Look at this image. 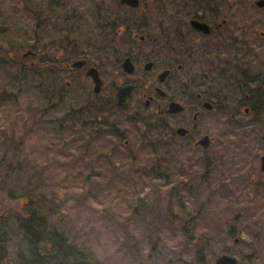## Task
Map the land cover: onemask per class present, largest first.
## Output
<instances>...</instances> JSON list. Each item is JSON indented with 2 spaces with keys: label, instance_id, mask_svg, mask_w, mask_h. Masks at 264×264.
I'll return each instance as SVG.
<instances>
[{
  "label": "trees",
  "instance_id": "trees-1",
  "mask_svg": "<svg viewBox=\"0 0 264 264\" xmlns=\"http://www.w3.org/2000/svg\"><path fill=\"white\" fill-rule=\"evenodd\" d=\"M65 3V0H0V45L6 42L9 48L15 46L18 49L14 53L15 61H11L8 56L10 50H3L0 54V108L21 105L19 97L26 85L39 90L43 101L40 103V100L34 99L32 114L21 119L23 137L16 139L15 128L10 130L9 136L3 134V140L0 137V144L7 146L0 155V168L13 164L12 159L6 155L9 147L15 146L16 141L22 142L34 129L43 128L42 123L46 133L51 135L46 134V148H40L35 154L34 166H38V169L41 165L45 168L54 166L53 169L56 170L58 159L55 160V157L64 162L63 168L60 167L55 174V180L59 184L53 185L61 193L57 192L58 196L52 192L50 197L42 192L47 184L44 181L47 175H43V171H37L29 180H24L20 177L22 165L17 163L19 166L14 172L17 175L14 189L24 199V203L19 212L5 211L0 214V264H106L83 243L71 238L59 225L50 224V216L57 211L61 194L67 193L69 189H77L89 197L87 200L93 201L90 198V186L95 179L110 178L115 184L111 187L112 192L114 188L117 190L116 186L129 187L134 175L132 170L136 165L142 170L146 186L136 189L137 195L132 189V201L128 203L126 210L132 211L134 208L149 215L150 208L146 201L150 197V190L157 188L160 191L163 189L162 192L168 191L167 197L163 198L167 204L165 218L173 223L174 218L182 222L178 223L181 224L179 228L182 242L172 245L173 254L176 255L173 263L212 264L210 257L215 254L212 244L217 238L204 228L197 234V219L206 217L210 212L216 213L221 222H226L229 214L232 217L234 211L231 208L235 205L229 201L224 204L216 203L215 206L211 195H206L203 201L195 205L198 199L196 196H184L185 187L180 174L175 173L172 180L168 179L167 174L171 171L169 163L176 151L172 144L173 128L169 123L170 117L162 113L154 122L147 121L143 132H136L134 136L129 133L128 139L132 146H124L121 135L109 130L105 124V101L89 98L80 86L69 90L65 83L69 80L74 86L78 84V80L83 79L80 71L69 70L66 66L79 58L86 59L88 64H94L103 73L108 66L118 70V59L128 54V48L134 45L132 40L137 42L133 34L141 32L144 24L139 22L132 10L121 5L119 0L94 1L89 15L77 13L76 7H73L70 13L65 12L61 20L55 22L54 11L65 8ZM19 10L31 13L34 23L26 34L14 33ZM161 32L162 42L168 45L169 31ZM29 49L34 55L23 58L20 51ZM256 84L258 91L252 100L246 102L237 100L239 87L234 86L232 77L226 81L216 78L215 82L211 80L202 88L214 99L215 110L224 112L222 109H226L230 114L229 119L234 118V109L238 114L244 115L245 119H242L239 126L240 131L247 130L251 125L264 131V80L260 78ZM68 99L71 102L61 116L53 121L44 119L51 108L59 107ZM222 102L226 104L224 108L220 106ZM233 105L234 109L231 108ZM245 106L249 109L248 114H244L242 110ZM121 126L132 130L136 123L127 121ZM0 129L4 133L3 127ZM119 144L123 147L119 148ZM179 144L181 147L182 143ZM80 157L84 161L90 160L91 163H77L75 159ZM94 166L98 169L104 168L106 172L94 170ZM118 167L131 169V177L125 180L122 187L116 182L120 174ZM137 171L140 172V169ZM61 180L64 182H60ZM123 190L130 191L126 188ZM82 196L84 198V194ZM173 207L178 208L177 213H174ZM234 221L236 220L232 222ZM233 228L234 225L228 228V237L236 232ZM13 236L19 242L16 248L11 249L9 245ZM157 251L160 254L151 253L149 257L146 256V261L144 258L138 264H168L164 263V254L158 248ZM238 258V264H244L243 257Z\"/></svg>",
  "mask_w": 264,
  "mask_h": 264
},
{
  "label": "rangeland",
  "instance_id": "rangeland-1",
  "mask_svg": "<svg viewBox=\"0 0 264 264\" xmlns=\"http://www.w3.org/2000/svg\"><path fill=\"white\" fill-rule=\"evenodd\" d=\"M65 1H67L64 4L66 5L65 8L62 10L56 9L53 13L55 22L61 20L65 12L70 13L73 7H76L77 13L89 15L90 9L94 5L93 2H96V0H93V2L92 0ZM17 13L19 18L16 20L14 33L26 34L30 32L34 25L30 16L31 13L20 10ZM150 19L151 21H158L157 18L151 17ZM150 19L143 17L139 20L142 24H145L147 23L146 20ZM169 24L170 22L160 24V27ZM0 46L2 48H0V54L3 50H10L8 56L11 57V61H15L14 53L18 49L14 48L15 46L9 48L10 46L6 42ZM25 51L21 50L20 54ZM257 63V72L264 73V45L261 44L258 47ZM106 69L108 70V68ZM208 70L203 69V71H207L206 74L211 78L218 74V71ZM111 78H115L112 73L104 75L106 82ZM77 82L83 93H87L88 87L92 89L91 81L81 78ZM22 93L19 97L21 105L9 106L5 109L0 108V127L4 129V133L0 132L2 140L3 134L6 137L9 136L10 130L14 128L15 137L18 140L23 132L21 119L32 114V107L35 104L34 99L43 103L39 90L33 86L26 85ZM105 98L106 88L98 96V99H102L101 101H104ZM70 102L71 100L68 99L59 107L51 108L44 119L48 121L56 120L68 108ZM224 105L226 104L222 102L220 106L224 108ZM234 107V105L231 106L233 109ZM222 111L224 112L214 109L211 112H203L204 114H200L196 121L190 119V122L193 121L196 124L190 137L186 139L177 136L172 140V142L177 143V149L179 150L174 152L172 161L169 163L171 174L168 172V179L172 180L175 173L180 174L182 185L185 187L184 196H196L198 199H196L195 205L203 201L206 195H211V200L215 203V206L216 203L224 204L229 201L232 202V205H235L231 208L234 211L232 217L229 214L226 222H221L216 213L210 212L206 217L203 216L202 219H197L195 225L198 228L197 234H200L203 231L202 228H204L217 238L216 242L212 244L215 253L210 257L212 264L216 256L221 253L234 255L238 260V257H243L242 262L244 264H264V171L261 170L260 162L261 156H264V131L256 129L255 125L253 127L251 125L250 128L242 132L239 130V126L242 119H245L244 115L238 114L237 110L234 109V118L229 119V112L226 109H222ZM186 118V112L178 114L176 126L178 127L181 121L185 122ZM169 123L174 128L173 118H170ZM42 125L43 128L34 129L22 142L16 141V145L10 146L6 152L7 158H11L13 164L0 168V214L5 211L19 212L24 203V199L19 197V193L14 189L17 179L14 172L20 164L22 165L20 177H23L24 180H29V177L36 174L37 171H43V175H47L44 177L47 184L42 189L45 195L50 197L52 192L55 195L57 192L61 193L53 185L59 184L55 180V174L60 167L63 168L62 164L64 162L55 157V160L58 159L57 164H55L58 167L56 170L53 169L54 166L45 168L41 165L39 169L38 166H34L36 163L34 160L35 154L40 148H46V134L51 135V133H46L44 124L42 123ZM204 134L212 138V143L206 151L200 147L195 148L192 146L197 138ZM183 139L185 140L182 141ZM179 142L184 144L185 147H179ZM188 142L189 146H186L185 143ZM3 148H7L6 144H0V155L4 152ZM182 153L188 159L183 157ZM63 154L68 155V153ZM75 160L77 163H83L84 161L81 157ZM58 162L60 163L58 164ZM85 162L91 163L90 160ZM94 163L96 165V162ZM93 168L97 171L100 170L102 173L106 172L104 168L98 169L95 166ZM118 169L120 174L116 182L122 187L126 183L125 180L131 177V169L122 167H118ZM137 169H140V172ZM132 172L135 176H132L133 180L129 182V187L119 188L116 186L117 190L114 188L115 191L113 190V192L111 187L115 184L110 178L91 181L90 198L94 199L91 202L87 200L89 197L85 193L77 189H69L67 193L61 194L58 209L52 212L53 214L50 216V224L59 225L71 238L83 243L98 259L106 264H138L144 258L146 261L151 253L160 254L157 248L165 256L164 263L174 264L173 257L176 255L173 254L172 245H179L182 242V233L179 228L181 224H178L182 222L174 218L175 222L173 223V221L165 218L167 204L163 198L167 197L168 191L162 192L163 189L160 191L157 188L150 190V197L146 201L150 208L149 215L144 214L143 211L138 212L134 208L132 211L126 210L128 203L132 201V189L136 192V189L145 185L141 168L136 167L135 169L134 167ZM60 182L64 181L61 180ZM123 188L130 189V191L126 192ZM57 195L59 196V194ZM248 201H251V203ZM137 202L141 203V201ZM173 211L177 213L178 208L173 207ZM171 218L173 220V215H171ZM233 220L236 221L232 222ZM250 221L252 224H250ZM233 225L236 232L228 237V228L233 227ZM12 238L13 241L10 242L9 246L14 249L18 245L19 239L15 236Z\"/></svg>",
  "mask_w": 264,
  "mask_h": 264
},
{
  "label": "flooded vegetation",
  "instance_id": "flooded-vegetation-1",
  "mask_svg": "<svg viewBox=\"0 0 264 264\" xmlns=\"http://www.w3.org/2000/svg\"><path fill=\"white\" fill-rule=\"evenodd\" d=\"M259 1L261 0H139L137 9H129L134 10V16L138 20L153 17L158 21L146 20L147 23L141 26L143 30L133 34L137 42L132 40L134 45L128 48V54L118 59V70L108 66V70L103 73L94 64L87 62L86 66H95L100 72L103 81L101 92L106 88L105 124L109 130L121 135L124 146L131 145L129 133L134 136V133L142 132L140 127L147 124V121L154 122L162 113H166L170 101L183 105L184 110L180 113L186 112L187 118L179 124L187 128V134L183 138H189L196 127L193 121L203 112L212 110L205 107L204 102H210L214 106V99L202 87L207 86L211 80L215 82L216 78L226 81L232 77L234 86L239 87L237 100H252L258 91V79L264 80V73L257 72L258 47L259 44L264 45V4L259 5ZM192 21L206 24L208 32L194 28ZM168 22V26L160 27V24ZM161 30L171 32L168 45L162 42ZM161 55L164 58L161 59ZM127 57L134 65V72L131 74L122 69V63ZM149 62L150 68L145 69ZM203 69L218 71V74L211 78ZM165 70H169V73L164 81L159 82L157 76ZM111 73L115 78L106 82L104 75ZM83 80L91 81L89 78ZM72 84L66 81L69 90L73 89ZM118 85L137 87L124 106L117 103ZM157 88H161L164 95H160ZM91 92L88 87L87 96L95 98ZM243 112L248 114L247 106L243 108ZM180 113L172 115L175 125L173 140L177 137L176 118ZM194 114H197L195 120ZM190 119L193 121L190 122ZM127 121L136 123L134 129L121 126ZM176 144L173 142V149L179 150ZM185 144L189 146V142ZM119 146L123 147L121 144ZM181 146L185 147L184 144ZM192 146L198 148L195 142Z\"/></svg>",
  "mask_w": 264,
  "mask_h": 264
},
{
  "label": "water",
  "instance_id": "water-1",
  "mask_svg": "<svg viewBox=\"0 0 264 264\" xmlns=\"http://www.w3.org/2000/svg\"><path fill=\"white\" fill-rule=\"evenodd\" d=\"M120 1L122 4H126L132 8H135L139 5V0H120ZM263 4H264V0L259 1V5H263ZM191 25L196 29H200V30H203L204 32H208V27L204 23L192 21ZM29 54H32V52L28 51L24 53L23 56L25 57ZM85 62H86L85 60H76L72 62L70 66L72 68H81L83 67ZM150 66H151V63L149 62L145 65V69H149ZM122 68L128 74L133 73L134 65L129 57L124 59L122 63ZM168 73H169V70L162 71L158 75L159 81L161 82L164 81ZM85 75L92 79L93 92L95 94H98L101 91V87L103 83L98 70L94 66H91L85 71ZM136 88H137L136 85H125V86L118 85L117 86V103L121 106L126 105L127 99L131 96L132 91L135 90ZM157 92L160 95H164V91L161 88H157ZM204 106L208 108H212V105L208 102H205ZM183 108L184 107L179 102L171 101L169 102L167 106V112L169 114H173V113L182 111ZM195 117L196 115H194V118ZM177 133L181 136H184L186 134V129L183 127H179L177 129ZM210 142H211V139L209 138V136L204 135L197 141V145H200L202 148L207 149L210 145ZM260 162H261V170H264V156H261ZM237 263H238V260L235 256H231L225 253L218 254L214 260V264H237Z\"/></svg>",
  "mask_w": 264,
  "mask_h": 264
}]
</instances>
